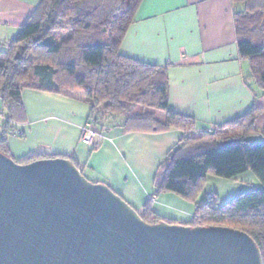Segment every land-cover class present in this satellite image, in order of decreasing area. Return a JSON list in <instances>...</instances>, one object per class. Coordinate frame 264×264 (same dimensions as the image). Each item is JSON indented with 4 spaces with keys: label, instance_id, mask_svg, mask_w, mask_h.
Instances as JSON below:
<instances>
[{
    "label": "trees",
    "instance_id": "obj_1",
    "mask_svg": "<svg viewBox=\"0 0 264 264\" xmlns=\"http://www.w3.org/2000/svg\"><path fill=\"white\" fill-rule=\"evenodd\" d=\"M142 0H39L14 39L0 50V153L11 158L8 138L25 119L23 90L69 96L81 91L90 105L89 119L99 132H160L180 129L184 136L166 156L156 180V192L173 193L197 203L208 177L234 180L251 171L263 185L219 204L216 196L197 204L188 227H221L246 233L264 264V130L255 128L263 112L252 107L244 116L195 134L196 121L168 110L165 68L119 53ZM238 52L250 65V80L264 93V0H231ZM64 33L59 44L55 34ZM164 113L159 119L157 114ZM21 136V135H19ZM259 137L261 140H257ZM57 156L35 155L17 164ZM62 158V157H60ZM83 174L72 157H63ZM150 199L137 212L147 224L161 219Z\"/></svg>",
    "mask_w": 264,
    "mask_h": 264
},
{
    "label": "crops",
    "instance_id": "obj_2",
    "mask_svg": "<svg viewBox=\"0 0 264 264\" xmlns=\"http://www.w3.org/2000/svg\"><path fill=\"white\" fill-rule=\"evenodd\" d=\"M38 4L39 0H0V45L16 37ZM241 10L231 0H142L119 47L123 56L166 69L168 110L194 119L195 134L244 116L254 106L263 109L255 128L264 130V93L248 80L249 62L238 52L234 14ZM21 99L25 119L15 124L17 134L8 138L15 161L35 155L72 157L83 174L107 185L135 211L141 212L151 199L155 216L179 225L193 220L196 205L209 192L221 198L214 177L207 178L209 189L197 203L173 193L155 194L161 166L184 136L180 129L116 128L97 131L93 141L84 144L81 131L91 107L81 91L64 96L23 90ZM3 120L0 102V125ZM232 181L240 184L235 197L263 188L251 171Z\"/></svg>",
    "mask_w": 264,
    "mask_h": 264
},
{
    "label": "water",
    "instance_id": "obj_3",
    "mask_svg": "<svg viewBox=\"0 0 264 264\" xmlns=\"http://www.w3.org/2000/svg\"><path fill=\"white\" fill-rule=\"evenodd\" d=\"M0 264H263L244 232L145 223L68 159L0 153Z\"/></svg>",
    "mask_w": 264,
    "mask_h": 264
},
{
    "label": "rangeland",
    "instance_id": "obj_4",
    "mask_svg": "<svg viewBox=\"0 0 264 264\" xmlns=\"http://www.w3.org/2000/svg\"><path fill=\"white\" fill-rule=\"evenodd\" d=\"M63 35H64V33H60V32H57L55 34L58 44H59L60 39L63 37ZM3 45H0V50L4 49ZM157 117L159 119H163L165 117V115H164V113L159 112L157 114ZM95 130H96V132L98 131L96 128H95ZM256 139L261 140V138H256ZM84 177L91 183L100 184L99 182L97 183V181H95V180H91V178H89L87 172H84ZM215 180H216L215 181L216 185L214 188L219 192V195L221 196V198L218 200V202H220L221 204H224V202L226 203L227 199H231V198L235 197L234 195H237V192H234V191L237 189V187H239L240 184L235 185V181H232V180H225V179H219V178H216ZM207 189H209V188H208V186L205 185V189L202 190V196L203 197H204ZM206 196H207V194H206ZM214 197H215V195H214Z\"/></svg>",
    "mask_w": 264,
    "mask_h": 264
},
{
    "label": "built area",
    "instance_id": "obj_5",
    "mask_svg": "<svg viewBox=\"0 0 264 264\" xmlns=\"http://www.w3.org/2000/svg\"><path fill=\"white\" fill-rule=\"evenodd\" d=\"M97 132L95 130V122L94 119L90 118L85 123L81 131V140L84 144H89L93 141V139L97 136ZM213 193H208L206 196L207 200L213 199Z\"/></svg>",
    "mask_w": 264,
    "mask_h": 264
}]
</instances>
